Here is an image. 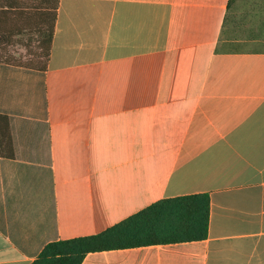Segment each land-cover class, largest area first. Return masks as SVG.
Here are the masks:
<instances>
[{
    "label": "crops",
    "instance_id": "0c3cea01",
    "mask_svg": "<svg viewBox=\"0 0 264 264\" xmlns=\"http://www.w3.org/2000/svg\"><path fill=\"white\" fill-rule=\"evenodd\" d=\"M264 0H0V264L207 194L204 241L82 264H264Z\"/></svg>",
    "mask_w": 264,
    "mask_h": 264
},
{
    "label": "trees",
    "instance_id": "16d2710c",
    "mask_svg": "<svg viewBox=\"0 0 264 264\" xmlns=\"http://www.w3.org/2000/svg\"><path fill=\"white\" fill-rule=\"evenodd\" d=\"M207 194L158 201L102 233L49 243L32 264H82L90 253L204 241Z\"/></svg>",
    "mask_w": 264,
    "mask_h": 264
},
{
    "label": "rangeland",
    "instance_id": "374dc122",
    "mask_svg": "<svg viewBox=\"0 0 264 264\" xmlns=\"http://www.w3.org/2000/svg\"><path fill=\"white\" fill-rule=\"evenodd\" d=\"M258 1V0H257ZM264 2V1H263Z\"/></svg>",
    "mask_w": 264,
    "mask_h": 264
}]
</instances>
